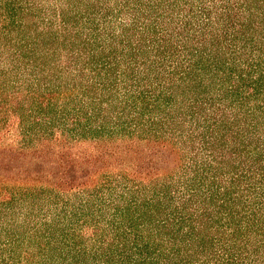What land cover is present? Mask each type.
I'll return each instance as SVG.
<instances>
[{
  "label": "trees",
  "instance_id": "16d2710c",
  "mask_svg": "<svg viewBox=\"0 0 264 264\" xmlns=\"http://www.w3.org/2000/svg\"><path fill=\"white\" fill-rule=\"evenodd\" d=\"M0 264H264V0H0Z\"/></svg>",
  "mask_w": 264,
  "mask_h": 264
}]
</instances>
